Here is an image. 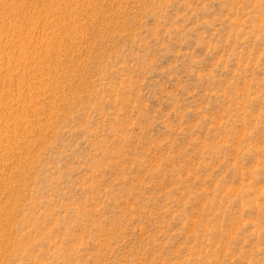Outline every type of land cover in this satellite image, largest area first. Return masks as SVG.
Listing matches in <instances>:
<instances>
[{
  "label": "rangeland",
  "instance_id": "374dc122",
  "mask_svg": "<svg viewBox=\"0 0 264 264\" xmlns=\"http://www.w3.org/2000/svg\"><path fill=\"white\" fill-rule=\"evenodd\" d=\"M0 264H264V0H0Z\"/></svg>",
  "mask_w": 264,
  "mask_h": 264
}]
</instances>
